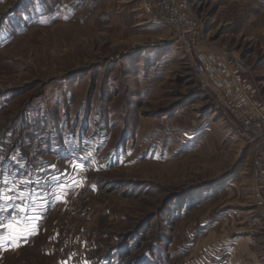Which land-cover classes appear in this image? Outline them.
Wrapping results in <instances>:
<instances>
[{
	"label": "rangeland",
	"instance_id": "obj_1",
	"mask_svg": "<svg viewBox=\"0 0 264 264\" xmlns=\"http://www.w3.org/2000/svg\"><path fill=\"white\" fill-rule=\"evenodd\" d=\"M198 2L202 48L245 60L258 109L264 0ZM141 4L0 0V193L37 222L0 264H264L250 150L215 103L241 94L202 87Z\"/></svg>",
	"mask_w": 264,
	"mask_h": 264
},
{
	"label": "built area",
	"instance_id": "obj_2",
	"mask_svg": "<svg viewBox=\"0 0 264 264\" xmlns=\"http://www.w3.org/2000/svg\"><path fill=\"white\" fill-rule=\"evenodd\" d=\"M198 5V0H142L140 11L150 21L166 24L171 28L178 48L193 61L194 72L201 78V86L205 88L209 85L211 87L212 84V82L209 84L206 65L204 62L193 60L203 50L200 38V19L196 14ZM229 56L232 70L238 76L248 72L244 59L233 53ZM215 103L236 125L243 143L250 150L252 198L257 207L259 219L264 225V101L258 100V109L251 104L245 109L232 98L218 95ZM19 185V182L14 181L15 190H18ZM13 192L18 195L22 194L19 190Z\"/></svg>",
	"mask_w": 264,
	"mask_h": 264
},
{
	"label": "crops",
	"instance_id": "obj_3",
	"mask_svg": "<svg viewBox=\"0 0 264 264\" xmlns=\"http://www.w3.org/2000/svg\"><path fill=\"white\" fill-rule=\"evenodd\" d=\"M201 60L205 63L206 70L216 76V78L214 79L215 86H219L223 93H228L232 88L236 91H239L241 94V98L239 100H236V102L239 105L243 106L245 109L250 107V104L253 106V103L250 102V100L246 96L248 92L244 89V86L241 84V79H237L234 76L232 72L231 62L228 58L222 56L221 54H219V57L217 58L211 57L210 53L206 50L203 45ZM12 206L16 209V213L18 215L20 214V218H18L17 220L15 219L14 221L11 220V223L13 225H16L17 223H20L22 221L23 224H27L29 228L32 229L31 235H26V238L21 237L18 241H12L11 239H9L11 231L7 227V225H9L10 221L7 217L3 216V213L11 211L10 208ZM12 206H10L9 199H7L6 196L3 195V197L0 198V243L3 244V246L0 247V253L9 249L22 248L26 239L29 236L35 235V233L37 232V228L35 226L37 222L34 220L36 219L35 216L30 217L31 213H28L30 219H23L25 218L26 214H24V206L22 205V202H19L18 199L14 198ZM24 221H26L27 223H25Z\"/></svg>",
	"mask_w": 264,
	"mask_h": 264
},
{
	"label": "snow or ice",
	"instance_id": "obj_4",
	"mask_svg": "<svg viewBox=\"0 0 264 264\" xmlns=\"http://www.w3.org/2000/svg\"><path fill=\"white\" fill-rule=\"evenodd\" d=\"M3 197V193H0V198ZM23 219H29V218H23ZM7 227L11 231V235L9 239L12 241H18L21 237L26 238V235H31L32 234V229L29 228L27 224H23L22 221L20 223H17L16 225H13L11 222ZM3 244L0 243V247H2Z\"/></svg>",
	"mask_w": 264,
	"mask_h": 264
},
{
	"label": "trees",
	"instance_id": "obj_5",
	"mask_svg": "<svg viewBox=\"0 0 264 264\" xmlns=\"http://www.w3.org/2000/svg\"><path fill=\"white\" fill-rule=\"evenodd\" d=\"M0 179H2V175H0ZM19 180H20V179H19ZM21 182H22V180L19 181V184H22Z\"/></svg>",
	"mask_w": 264,
	"mask_h": 264
}]
</instances>
